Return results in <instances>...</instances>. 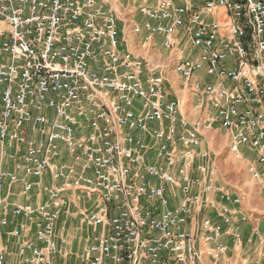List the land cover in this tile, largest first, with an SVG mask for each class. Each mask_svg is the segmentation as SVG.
Returning a JSON list of instances; mask_svg holds the SVG:
<instances>
[{"label":"built area","instance_id":"obj_1","mask_svg":"<svg viewBox=\"0 0 264 264\" xmlns=\"http://www.w3.org/2000/svg\"><path fill=\"white\" fill-rule=\"evenodd\" d=\"M133 2L143 19L133 34H146L144 45L163 38L193 96V122L182 100L168 99L164 69L122 49L127 41L106 0H0L8 56L0 62V264L11 256L5 234L24 239L26 264H203L204 255L219 262L229 253L226 238L241 244L237 225L251 218L242 198L214 181L213 154L200 148L205 132L229 131L234 158L244 148L256 153L249 172L264 195V0ZM156 146L162 165L148 162ZM64 155L72 163L57 164ZM48 172L59 186L43 184ZM16 185L47 201L13 205ZM167 187L182 195L176 209ZM73 192L92 203L80 223L100 233L84 237L69 263L74 253L62 249L69 238L57 224L71 215ZM252 232L260 235L257 226Z\"/></svg>","mask_w":264,"mask_h":264},{"label":"crops","instance_id":"obj_2","mask_svg":"<svg viewBox=\"0 0 264 264\" xmlns=\"http://www.w3.org/2000/svg\"><path fill=\"white\" fill-rule=\"evenodd\" d=\"M106 1L109 3V5L112 7L113 10L117 11L118 7H121V5L123 4V1H125V0H106ZM122 19H124V18H122ZM122 19H119L120 20V22H119L120 37L126 40V38L128 37L126 34V31H125V27L127 26V22H125L126 26L125 25L123 26V24L121 23ZM135 38L138 39L139 37L137 36ZM141 38L142 39H139V41L141 40L143 42L144 37L141 36ZM144 46H147V45H144ZM144 49H145V47H144ZM144 49L138 50L136 53L139 56H143L146 53V52H144ZM132 51H134V50H132ZM150 55L152 56V58L156 62H158L159 64L164 66L163 67L164 70H162V73L164 74V76L167 78V81H168L166 88H169V86L171 84L175 88V90H173V92L171 93L172 96L170 95L168 97V99L179 98L183 102H186L187 103V109L184 111V116L187 118V120L189 122H193L197 118L198 114L192 109V104H193L192 94L187 90L185 82L173 70L171 71V75H169V76L166 75L167 70L172 65L171 58L170 59H166V58L162 59L160 56H158L156 54L153 55L151 52H150ZM7 60H8V56L1 51V43H0V62L1 61H7ZM1 89H2V87H0V91H1ZM1 107H2V104L0 102V113H1ZM51 116H52V112H51ZM153 128L155 129L157 127H153ZM218 129L220 130V132L222 130H224L221 128H218ZM224 133H225L224 139L226 140L229 137V134L227 132H224ZM28 136H29V138L33 137L32 134H29ZM136 136L145 138L146 142H147V139H150V140H152V142H154V140L149 135H144V134L139 133V134H136ZM40 138H41V136L38 135V139H40ZM1 148H2V144H0V150H1ZM24 149H25V147L22 146L21 150L24 151ZM156 150H157V146H156V148H153V149L151 148L149 150L148 162H149V164L162 165V162L158 161L156 159ZM0 162H1V159H0ZM56 162H57V164H63V163H69L70 164V163H72V160L68 159V157L64 155L59 161L57 160ZM247 164L250 165L251 162H247ZM2 166L6 169H9V170H12V168H13L12 162L7 161V160L2 161ZM43 184L56 187V186H59L61 183L60 182H54L52 180V175L50 174V172H48L45 175V178L43 180ZM253 185H254V183H253ZM12 190H13V192H15V193H13V195L16 193H19V191L22 190L21 194L23 195V196H21V198L19 197L17 202H15L16 198H9V201L13 205H17V204H33L34 205V204L40 203L41 201H47V196L43 193H40V190H36L33 194L35 196V200H34L35 203H32L31 197H28L25 194H23L22 186L16 185L11 189V191ZM11 191H10V193H11ZM87 203L88 202L85 200L77 202V204H75V207L77 208V210L74 211V213H71V215L62 216L60 221L58 222V224H57L58 236L64 235V236H67L68 238H70L68 246L62 247L63 250H68L72 253L76 247L78 248L77 252L81 249L82 239L84 238V235L80 231V227H78V225H77L78 221L80 220V218L78 217V213L80 211L84 210V208H82L81 205L84 204V206H85ZM88 205L85 207V209H89ZM91 206H92V203H91ZM75 207L72 209L75 210L76 209ZM177 207H178V205L175 202L171 203V209H176ZM241 211L246 213L247 215H249L251 218L250 223L237 225L240 232H241L242 240L244 239V241H241V244L237 245L235 243V241L233 240V238H230V237L226 238L225 242L229 246V249H230L229 253L227 255L223 256L219 262H215V261L211 260L209 257L204 255L202 258L203 264H244L245 260L248 261L247 264H264V249H260V248L259 249H257V248L253 249L251 247L250 250L248 251L249 246L252 245V244L250 245V243L253 242V240L258 241L259 239L264 238V210L261 211L259 209H254V208L249 207L248 204H246L245 206L242 205ZM206 212H207V215L211 216L214 220L219 221V219L217 217V213L215 210H207ZM17 222H18V220L12 219V225L10 228L5 229V233L12 230L16 226ZM253 225L258 227V230L260 232L259 236H254V234L252 232ZM75 228H77L76 231H75ZM29 238L31 240H35L34 234H31V236ZM23 241H24V239H13V238L9 237L7 234H5L3 236L2 242L4 243V245L7 247V249L11 253L10 258L8 259V264H26V260H27V258L30 257V253H27L26 256L25 255L21 256L19 254V249H20V246L23 244ZM243 244L246 247V254H248L252 251L253 253L252 252L251 253L253 254V257H252V255H250L247 258H243V259L241 258V256H244V251H245V247H243ZM242 247L244 248V250ZM205 249H206V246L202 245L201 246L202 252H205ZM77 252L74 251V254ZM228 255L230 256V258H227ZM72 263H74V261Z\"/></svg>","mask_w":264,"mask_h":264},{"label":"rangeland","instance_id":"obj_3","mask_svg":"<svg viewBox=\"0 0 264 264\" xmlns=\"http://www.w3.org/2000/svg\"><path fill=\"white\" fill-rule=\"evenodd\" d=\"M135 6H136V3L133 2L132 0H125V1H123V4L121 5V7H118L117 11L115 10L117 15L119 16V19L124 18L121 20V23L123 24V26L125 25V22H127V26L125 25L126 26L125 31H126V34L128 36L126 38L127 43L122 44V49L123 50L129 49L130 51L134 50L132 52L136 56H139L136 52L138 50H143L145 47L144 52H146V53L143 56L145 58H147L153 66L159 67L162 70V68L164 66H162L161 64L156 62L152 58V56L150 55V52L153 55L156 54V55L160 56L162 59L163 58H166V59L171 58L172 63L174 62L175 56L172 53H169V51H166L162 47L163 38L161 36L157 35V36L152 37L150 39L149 45H147V46H144V44H143V43H145V40L143 42L141 40L139 41V39H142L141 36L144 37V35H146V34H142V35L138 36L139 37L138 39L135 38L137 36H135L133 34L132 27H133L134 23L142 24V21H143L142 16L137 13ZM184 48L185 47L182 46L181 49H184ZM172 70H173V65H171V67L167 70L166 75L167 76L171 75ZM199 78L202 80L203 83H212L213 82V79L209 78V77H207V78L202 77L201 78V75H199ZM173 90H175V88L171 84L169 86V88H167V93L169 96L170 95L172 96L171 93L173 92ZM135 105L137 107H135L134 110H136V109L141 110L142 109V106H143L142 102L137 101ZM183 108H184V111L187 109V103L186 102H184ZM153 127H157V123L150 124V130L153 129ZM151 131H153V130H151ZM224 132H227L229 134V137L226 140L224 139L225 138ZM134 134L135 135L139 134V132L134 133ZM147 143H149V145L151 147H154V142H152V140L147 139ZM229 145H230V132L229 131L224 129L220 132V130L217 128L214 131L205 132V139L201 145L200 150L210 151L213 154L215 166L217 168V175H216L214 181L217 182L218 184L226 187L231 192L239 195L242 198V205L243 206L248 204L249 207H251V208L259 209L261 211L264 210V195L261 193L260 187L252 179L250 172H249V164H247V162H251L253 164L254 163L256 164V158H257L256 153L248 150L247 148H244L242 150L243 159L237 160L236 158H234L231 155V153L229 151ZM35 180H37V179H35ZM148 180H149V178H148ZM253 183H254V185H253ZM167 189H168L167 195L170 198L171 203L175 202L179 206V204L182 200V196H181L180 191L175 187H173V188L167 187ZM21 192H22V190H20L19 193H16L13 195V193H15V192H13V190H12L10 198H16L15 202H17L19 197L21 198V196H23L21 194ZM33 194H34V192H31V193L26 194V196L31 197L32 203H35V201H34L35 196ZM5 195H6V189L1 193L2 197H4ZM79 196H80L79 193H76V192H73L70 194L71 204H72L71 205V213H74V211L77 210V208L75 207V204H77V202H79V200H78ZM87 205L89 208L91 207L90 202H88L85 206H84V204L81 205V207L85 209V207ZM74 207L76 208L75 210L72 209ZM169 207L171 208V204ZM205 213H207V212L204 211L203 215H206ZM200 217H202V216H200ZM77 225H78V227H80V231L82 232L84 237L100 233V228H94V227L89 226L87 224H82V223H80V220L78 221ZM76 230H77V228H75V231ZM242 241H244V239ZM250 245L251 246H249L248 251L250 250L251 247L253 249L254 248L255 249L256 248L257 249H259V248L264 249V238L259 239L258 241L253 240V242H251ZM243 247H245L244 244H243ZM77 250H78V248L76 247L72 253H74V251L77 252ZM243 250H244V248H243ZM251 252L246 254V247H245L244 256H241V258L242 259L247 258L250 255H252V257H253V254H252L253 252L252 253ZM75 254H73V256L70 257L69 263H72L74 261ZM227 258H230V256L228 255Z\"/></svg>","mask_w":264,"mask_h":264}]
</instances>
